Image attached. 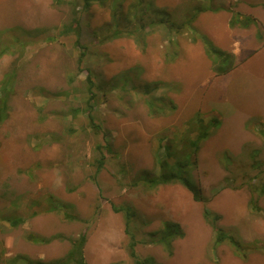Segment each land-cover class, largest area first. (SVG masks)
Listing matches in <instances>:
<instances>
[{
  "label": "rangeland",
  "instance_id": "obj_1",
  "mask_svg": "<svg viewBox=\"0 0 264 264\" xmlns=\"http://www.w3.org/2000/svg\"><path fill=\"white\" fill-rule=\"evenodd\" d=\"M83 4L0 0V264L51 263L82 234L85 264H135L133 240L157 264H264V0ZM237 11L262 27L230 26ZM75 17L80 36L63 31ZM211 44L230 72H213ZM165 159L204 200L146 183ZM206 208L240 250L216 243ZM167 220L185 232L172 254L149 241Z\"/></svg>",
  "mask_w": 264,
  "mask_h": 264
},
{
  "label": "trees",
  "instance_id": "obj_2",
  "mask_svg": "<svg viewBox=\"0 0 264 264\" xmlns=\"http://www.w3.org/2000/svg\"><path fill=\"white\" fill-rule=\"evenodd\" d=\"M61 2V0H58ZM94 0H84L83 4V9H86L89 7V5L92 3ZM74 6H76L75 2ZM203 8H201L202 10ZM218 9V8H216ZM80 24L79 18L75 17L70 24H65L63 31L65 33H70V32H75L78 36H80L81 31L78 25ZM230 26H240L244 28H248L252 25H255L256 27H262L261 22L258 20L253 15L250 14H243L239 11L232 13V16L229 20ZM122 34L120 29H116L111 35H108L107 37H119ZM260 36L262 34L258 32ZM203 40L205 41V36H203ZM78 43V41H77ZM206 50L209 52L210 57L214 58V63L212 65V70L215 72V74H225L230 72L234 66V55L232 53H228L224 51L221 48H218L214 45H207ZM8 83V82H7ZM9 98V91L6 90V88H3V94L0 97V122L5 120L8 116L9 112V106L7 103V100ZM220 120L218 118H212L210 120V124L208 128L202 129L198 136L191 141V145L194 149V152H196L199 148V145L202 141L207 139L210 134V128L212 127H217L220 125ZM201 125H203L201 123ZM179 160H176V162ZM179 163V162H178ZM169 161L165 159L162 162V169L163 171L155 176H148L145 178L146 183H148L149 186L151 187H156L159 186L160 184H167L171 182H180L182 183L185 187H187L189 190L193 192L194 199L197 201L204 200L202 194L200 193L199 188L197 187L196 184H194L181 170H170L167 171L166 168H169L171 165H169ZM103 165V161L100 160L99 162V167ZM173 167V166H172ZM100 171V168L97 169V173ZM262 193H264V186L261 190ZM256 205V204H255ZM256 208L257 205L255 206ZM114 209L116 211L124 210V207L119 208L115 207ZM127 211V225L129 227V221L131 220V215L132 211L131 210H126ZM204 215L206 219L214 226L215 231H216V243H220L225 240H230L232 245L240 250V241L237 240L235 237L229 235L226 233L221 227L217 225V221L221 218L220 214H212V212L209 209H205ZM22 221V219H17L13 222V225L19 224L18 222ZM127 232L131 234L132 238L135 237V235L127 228ZM185 235V232L179 222L176 221H171L167 220L163 223L162 227L156 231H152L150 233V242L152 243H157L161 244L168 252L169 254L173 253V241L177 238L183 237ZM35 241L38 242H49L47 238H39V237H34ZM87 241L86 235L82 234L80 235L79 238L73 240V246L72 248L68 251L67 256L57 259L51 263L44 262V261H30L29 264H85L84 260V255H83V247ZM137 242V241H136ZM136 242L133 240L130 245H131V255L135 258V264H157L155 258L153 256H149L146 258H139L137 257V253L135 250Z\"/></svg>",
  "mask_w": 264,
  "mask_h": 264
}]
</instances>
